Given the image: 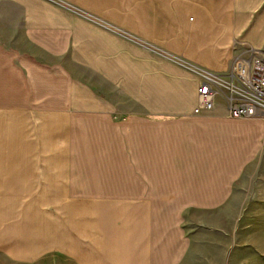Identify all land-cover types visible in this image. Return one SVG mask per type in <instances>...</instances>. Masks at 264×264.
I'll return each mask as SVG.
<instances>
[{
  "label": "crops",
  "instance_id": "0c3cea01",
  "mask_svg": "<svg viewBox=\"0 0 264 264\" xmlns=\"http://www.w3.org/2000/svg\"><path fill=\"white\" fill-rule=\"evenodd\" d=\"M250 50L264 0H0V254L178 264L189 207L220 218L253 180L264 204V119L194 114L180 64Z\"/></svg>",
  "mask_w": 264,
  "mask_h": 264
},
{
  "label": "rangeland",
  "instance_id": "374dc122",
  "mask_svg": "<svg viewBox=\"0 0 264 264\" xmlns=\"http://www.w3.org/2000/svg\"><path fill=\"white\" fill-rule=\"evenodd\" d=\"M256 54L264 58L258 50H250L246 55ZM257 183L253 180L251 186L248 181L242 187L236 186L235 200L221 209L220 218H217L216 210L205 211L196 206L186 210L181 226L185 230L188 247L178 264H264V204L256 201L263 189L256 187ZM239 213H242L240 219ZM233 225L239 226L235 231L239 247H231ZM222 229L228 231L229 236ZM0 264L78 263L60 249L24 262H14L0 254Z\"/></svg>",
  "mask_w": 264,
  "mask_h": 264
},
{
  "label": "built area",
  "instance_id": "2783aa9c",
  "mask_svg": "<svg viewBox=\"0 0 264 264\" xmlns=\"http://www.w3.org/2000/svg\"><path fill=\"white\" fill-rule=\"evenodd\" d=\"M180 64L197 81V104L193 113L209 111L214 98L220 96L232 118H264V59L256 56H237L225 72H216L185 61Z\"/></svg>",
  "mask_w": 264,
  "mask_h": 264
}]
</instances>
